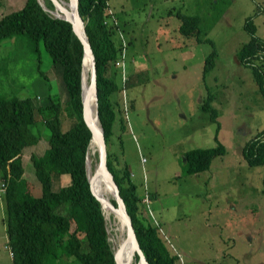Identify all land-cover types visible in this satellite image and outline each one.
<instances>
[{
  "label": "rangeland",
  "instance_id": "374dc122",
  "mask_svg": "<svg viewBox=\"0 0 264 264\" xmlns=\"http://www.w3.org/2000/svg\"><path fill=\"white\" fill-rule=\"evenodd\" d=\"M21 1L3 0L6 11L19 8ZM107 3L108 21L118 20L127 39L120 40V49L126 43L119 55L124 78L118 73L121 67L111 71L118 76L119 90L113 96L124 126L113 125L109 150L116 167L127 166L142 216L156 224L178 255L177 264H264V165H249L241 153L245 141L264 127V90L253 68L237 59L249 38L247 17L264 39V0H231L226 7H213L218 17L198 42L178 30L176 11L199 14L207 24L210 0ZM210 53L212 67L203 73ZM254 62L264 74V60ZM14 93L32 97L35 104L46 93L61 101L66 97L42 41L32 47L24 33L0 41V96ZM210 109L218 114L217 132ZM73 119L63 110L61 129ZM218 141L225 152L214 156L208 168L183 170L187 150ZM42 150L37 142L23 153L26 180L35 193L41 187L34 182L39 180L31 154ZM61 176V182H68L65 173ZM110 219L106 226L114 216ZM5 220L1 188L0 264H12L4 247Z\"/></svg>",
  "mask_w": 264,
  "mask_h": 264
},
{
  "label": "trees",
  "instance_id": "16d2710c",
  "mask_svg": "<svg viewBox=\"0 0 264 264\" xmlns=\"http://www.w3.org/2000/svg\"><path fill=\"white\" fill-rule=\"evenodd\" d=\"M43 2L47 8H54L51 0ZM230 2L210 0L212 16L207 24L199 14L176 11L180 18L178 30L195 37L197 42L205 39L201 35L218 17L216 9ZM19 4V8L6 11L7 3L0 0V41L12 39L18 33L26 34L32 47L41 40L61 78L66 97L61 101L46 93L45 100L35 104L29 96L15 93L0 96V180L4 183L6 218L4 246L12 252V264H116L101 203L91 192L86 174L85 160L91 134L81 109L83 45L70 22L52 15L38 0H22ZM106 5L107 0H78V10L95 56L97 112L107 145V165L131 216L147 264H177L178 255L164 242L156 224L142 216L138 204L140 197L127 166L116 167L109 150L113 125L119 122L124 126L120 116H116L118 101L113 96L119 90L118 76L114 77L111 71L115 66L121 67L122 72L119 68L118 73L121 80L124 78L123 59L119 55L127 39L118 20L106 21ZM244 28L249 38L238 49L237 59L253 68L254 77L264 90L263 71L254 62L255 59L264 60V39L255 34L256 26L251 17L246 18ZM121 39L126 41L122 49ZM213 57V53L206 56L203 73L212 67ZM63 110L74 118L65 129H61ZM217 115L210 109L211 120L217 122L216 132ZM41 127H45L43 132ZM37 142L43 145V150L31 154L33 171L40 184L34 182L41 187L35 193L26 180L23 153L27 146ZM224 152L220 141L214 146L193 147L185 152L183 170L186 173L204 170L214 156ZM241 153L249 165H264V127L245 141ZM63 173L68 182H61ZM262 181L264 184V172ZM112 202L115 204L113 199Z\"/></svg>",
  "mask_w": 264,
  "mask_h": 264
},
{
  "label": "water",
  "instance_id": "95a60500",
  "mask_svg": "<svg viewBox=\"0 0 264 264\" xmlns=\"http://www.w3.org/2000/svg\"><path fill=\"white\" fill-rule=\"evenodd\" d=\"M54 4V8L50 9L47 8L45 6V4L43 2H41L40 0H38V2L42 5V7L47 10L48 12H50L52 15L59 17V18H64L66 20H68L71 24V28L73 30V32L76 34V36L79 38V40L81 41L82 45H83V55H82V61H81V71H80V87H81V91H80V95H81V109H82V117L83 120L85 121L86 125L88 126L89 130H90V140H89V145L92 142H96L97 146H98V161H97V165L95 167V170L92 174L93 179H96V174L99 175H104L106 176L109 180L110 183L112 185V195H113V200L115 201V204L113 202H111V206L114 210H117V212H119V214L121 215L123 221H124V225H125V238H124V242L123 245H130L131 247V252L133 255L136 254L137 258L134 257V264L138 263V264H147V260L144 256L143 251L140 248L136 233H135V229L131 220V216L129 215L124 200L122 198V196L120 195L119 192V188L118 185L114 179V176L112 174V172L110 171V169L108 168L107 165V145H106V140H105V135H104V130L103 127L101 125L98 118L97 120L91 119L89 118V104H88V97L89 95L93 92L94 97H95V102H94V109H95V113L98 116V112H97V75H96V64H95V56L93 53V50L91 48L88 36L86 34L85 31V27H84V22L83 19L79 13L78 10V0H74V5H73V9L72 12L69 13V10L65 7L64 5L58 1V0H51ZM59 6V8H58ZM85 52H87L90 56H91V69H90V76H89V84H88V90L85 94H83L82 92V85H83V81H82V77H83V60H84V55ZM87 156V153H86ZM85 164H86V160H85ZM86 167V165H85ZM88 176V175H87ZM88 182H89V188L91 190V192L98 198V200L101 203V199L100 197H98V195L95 193V191L93 190L92 187V183L90 178L88 177ZM103 212V211H102ZM104 214V213H103ZM109 233V231H107ZM108 238V236H107ZM122 246V244H121ZM118 247L115 249V251H113V256H114V261L116 264H125V261L122 258V253H121V248L122 247ZM112 249V248H111Z\"/></svg>",
  "mask_w": 264,
  "mask_h": 264
},
{
  "label": "bare ground",
  "instance_id": "6f19581e",
  "mask_svg": "<svg viewBox=\"0 0 264 264\" xmlns=\"http://www.w3.org/2000/svg\"><path fill=\"white\" fill-rule=\"evenodd\" d=\"M41 1L43 2V0ZM58 1H60L64 5V8L66 7L69 10V13L72 12L74 0H58ZM90 69H91V56L87 52H85L84 60H83V70L84 71H83V77H82L83 94H85L88 90ZM94 102H95V97L92 92L88 97L89 118L98 121V116L96 115L95 109H94ZM97 154H98V146L96 142L94 141L89 145L87 156H86V174L88 175L87 178L88 177L90 178L93 190L98 195V197H100L101 199V207H102V211L104 213L106 220L108 221L112 217L111 214H113L114 216V220L112 221V223L107 225V229L109 231L108 240H109L112 250L115 251V249L120 247L122 244L121 253H122V258L125 261V264H134L135 262L134 255L131 252L132 250H131L130 245L125 246L122 243L124 242L123 240L125 238L124 221L121 215L119 214V212H117V210H114L112 206L110 205L113 199V195L111 192L112 185L110 183V180L106 176L99 175V174H96V179H93L95 175L92 176V174L95 170V167L98 161L95 159ZM93 159H95V162H93Z\"/></svg>",
  "mask_w": 264,
  "mask_h": 264
},
{
  "label": "built area",
  "instance_id": "2783aa9c",
  "mask_svg": "<svg viewBox=\"0 0 264 264\" xmlns=\"http://www.w3.org/2000/svg\"><path fill=\"white\" fill-rule=\"evenodd\" d=\"M108 10H110V9L108 8ZM110 11H111V10H110ZM116 63L119 64V61H117ZM0 184H1V185H0V189H1V188L3 189V188H4V183H3L2 181H0ZM9 255H10V257L12 258V252H11V251H9Z\"/></svg>",
  "mask_w": 264,
  "mask_h": 264
},
{
  "label": "clouds",
  "instance_id": "9594fccd",
  "mask_svg": "<svg viewBox=\"0 0 264 264\" xmlns=\"http://www.w3.org/2000/svg\"><path fill=\"white\" fill-rule=\"evenodd\" d=\"M110 9V7L108 6V3H107V5H106V9ZM111 10V9H110ZM107 12V11H106ZM114 15V14H113ZM108 19H109V14H108V17H107V19H106V21H108Z\"/></svg>",
  "mask_w": 264,
  "mask_h": 264
},
{
  "label": "crops",
  "instance_id": "0c3cea01",
  "mask_svg": "<svg viewBox=\"0 0 264 264\" xmlns=\"http://www.w3.org/2000/svg\"><path fill=\"white\" fill-rule=\"evenodd\" d=\"M5 247V246H4ZM6 248V247H5ZM7 251H8V249H7ZM8 253H9V251H8Z\"/></svg>",
  "mask_w": 264,
  "mask_h": 264
}]
</instances>
